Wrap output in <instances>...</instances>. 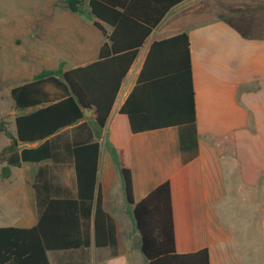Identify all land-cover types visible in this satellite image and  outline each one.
Listing matches in <instances>:
<instances>
[{
	"label": "crops",
	"instance_id": "obj_1",
	"mask_svg": "<svg viewBox=\"0 0 264 264\" xmlns=\"http://www.w3.org/2000/svg\"><path fill=\"white\" fill-rule=\"evenodd\" d=\"M63 1L39 0L29 11L34 29L18 32L8 43L18 48L35 41L44 51L50 43L59 45L45 56L48 62L44 68L58 69L55 76L97 61L101 46L112 32L103 23V31L96 26L98 21L91 14L89 0L80 12L70 11ZM188 2L173 8L147 38L122 81L103 129L98 128L91 110L82 121L56 133L59 159L22 164L35 167L33 179L24 196L16 199L17 222L0 227L31 228L37 223L39 208L33 184L40 168L45 176L42 196L76 198L75 171L65 147L90 138L100 145L97 191L100 189L104 209L114 224L116 254L111 247H96L92 213L90 246L48 252L50 264H148L141 252L132 207L126 200L120 166L107 136L111 122L135 85L150 45L183 32L190 40L196 122L194 126L129 135L126 154L134 200L141 201L186 166L194 249L207 248L210 264H264V32H244L235 23L236 14L209 15L211 8ZM191 11L197 12L195 19L183 22L182 15ZM255 24L249 20L245 26L250 29ZM40 143L21 147L33 148Z\"/></svg>",
	"mask_w": 264,
	"mask_h": 264
},
{
	"label": "trees",
	"instance_id": "obj_2",
	"mask_svg": "<svg viewBox=\"0 0 264 264\" xmlns=\"http://www.w3.org/2000/svg\"><path fill=\"white\" fill-rule=\"evenodd\" d=\"M185 1L89 0L96 26L103 31V23L112 29L100 48L99 59L60 76L37 77L11 89L16 109L31 111L16 116L15 136L0 152V161L6 163L1 168L2 177H9L11 166L59 159L56 133L82 121V108L92 110L98 128L103 129L139 50L165 16ZM63 2L72 12H80L84 5V0ZM195 122L190 40L183 32L150 45L135 85L107 136L148 264H210L209 250L194 249L187 167L135 202L126 142L131 134L194 126ZM35 142L41 143L21 147ZM65 148L75 171L77 197L42 196L45 176L40 168L33 184L38 221L31 228L0 227V264H50L48 252L89 247L92 213L96 247H111L116 254L114 224L104 209L100 189L97 191L100 145L90 138Z\"/></svg>",
	"mask_w": 264,
	"mask_h": 264
},
{
	"label": "rangeland",
	"instance_id": "obj_3",
	"mask_svg": "<svg viewBox=\"0 0 264 264\" xmlns=\"http://www.w3.org/2000/svg\"><path fill=\"white\" fill-rule=\"evenodd\" d=\"M189 1L187 5L196 2L197 6L205 9L211 8L209 13L207 12L209 15L236 14L235 23L244 32H264V0ZM38 3L39 0H0V152L10 144L12 137L15 136L16 116L25 112L16 109L8 88L28 82V79L40 70V75L37 77L55 75L58 72V69L45 70V64L48 62L45 56L50 55L52 49L59 45L50 43L44 51L43 47L41 48L40 44L35 41L26 42L18 48L8 44L12 37H17L18 32L34 29V22L28 17L29 11L33 10ZM194 13L197 12H185L180 19L183 22L187 19L194 20L196 17ZM249 20L255 21L257 26L247 28L245 25ZM16 63H19L21 67ZM105 147L108 150L107 144ZM5 165V162L0 161V225L17 222L14 215L16 199L24 196L35 170L34 166H11L9 177L3 178L1 168Z\"/></svg>",
	"mask_w": 264,
	"mask_h": 264
},
{
	"label": "water",
	"instance_id": "obj_4",
	"mask_svg": "<svg viewBox=\"0 0 264 264\" xmlns=\"http://www.w3.org/2000/svg\"><path fill=\"white\" fill-rule=\"evenodd\" d=\"M82 109H83V111H84V113H85L86 116H89L91 114V110H88L86 108H82ZM122 177H123V175H122Z\"/></svg>",
	"mask_w": 264,
	"mask_h": 264
}]
</instances>
